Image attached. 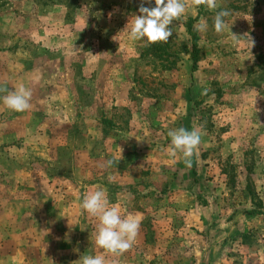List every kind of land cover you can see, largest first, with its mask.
Wrapping results in <instances>:
<instances>
[{
    "label": "rangeland",
    "instance_id": "374dc122",
    "mask_svg": "<svg viewBox=\"0 0 264 264\" xmlns=\"http://www.w3.org/2000/svg\"><path fill=\"white\" fill-rule=\"evenodd\" d=\"M218 2L145 46L125 29L141 0H0V97L32 93L0 99V264L100 254L80 208L97 189L141 219L107 264H264V0ZM181 127L202 130L191 167Z\"/></svg>",
    "mask_w": 264,
    "mask_h": 264
},
{
    "label": "clouds",
    "instance_id": "9594fccd",
    "mask_svg": "<svg viewBox=\"0 0 264 264\" xmlns=\"http://www.w3.org/2000/svg\"><path fill=\"white\" fill-rule=\"evenodd\" d=\"M153 3V0H141L139 15L129 21L125 27L127 39L130 42H141L145 46L156 43H167L173 35L170 27L174 21L185 18L189 10L197 14L201 6L210 11L219 7L218 0H154V7L144 6ZM230 15L227 10L216 11L213 21V30L222 34L227 26L226 17ZM207 21H201L198 31L206 32ZM235 37V35H233ZM253 41L251 44L253 46ZM4 89L0 88V91ZM32 93L30 89L20 86L8 95L0 97L3 104L14 112H24L30 108ZM171 140L170 155L176 157L180 154L184 158L186 166L191 167V158L201 143L202 130L177 128L168 132ZM114 163L108 160L106 166ZM82 213L95 218L96 226L95 246L102 250L97 255L80 257L81 264H107L106 257L119 256L130 250L139 233L141 219L138 216L122 214L119 205L110 206L107 193L103 189H97L88 193L80 204Z\"/></svg>",
    "mask_w": 264,
    "mask_h": 264
}]
</instances>
